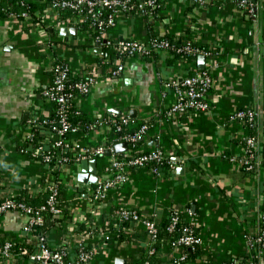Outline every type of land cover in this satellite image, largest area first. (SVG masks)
Returning a JSON list of instances; mask_svg holds the SVG:
<instances>
[{
  "label": "crops",
  "instance_id": "crops-1",
  "mask_svg": "<svg viewBox=\"0 0 264 264\" xmlns=\"http://www.w3.org/2000/svg\"><path fill=\"white\" fill-rule=\"evenodd\" d=\"M250 2L252 13L241 9L237 0H160L153 13L118 14L115 24L100 33L102 42L92 45L75 23L61 26L77 28L75 35L60 36L61 27L53 24L49 6L43 11L47 19L38 26L1 19L0 201L45 189L46 165L32 155L36 148L29 141V120L43 112L39 93L51 81L54 54L75 72L85 66L95 70L98 55L108 50L106 39L185 36L211 50L210 55L202 54L211 79L205 111L167 115L176 98L170 84L200 71L197 58L171 61L167 51L147 59L133 56L111 77L96 72L91 92L76 98L78 109L89 120L97 119L94 129L77 134L81 143L105 144L112 125L127 115L132 126L147 125L139 138L143 149L159 146L183 170L156 176L148 167L131 169L127 181L86 220L90 187L76 178L80 163L68 166L61 177L65 199L70 202L74 197L69 207L72 220L66 232L48 230L47 239L55 247L68 242L66 252L73 254L75 240L86 237L91 258L84 264H115V258L129 264L130 258L149 248V239L139 223L121 227L118 211L126 208L152 219L176 211L201 239L192 264H264V247L250 244L264 228V162L246 171L238 162L247 136L256 137L260 152L264 148V0ZM80 44L90 45L83 49ZM96 47L103 53H94ZM237 109L255 113L253 129L230 117ZM26 222L21 211L0 214V236L24 244L21 252L34 246L30 234L22 230ZM79 223L92 230L77 236ZM111 224L124 236H116ZM105 234L110 235L107 241ZM0 264L31 263L13 253Z\"/></svg>",
  "mask_w": 264,
  "mask_h": 264
},
{
  "label": "built area",
  "instance_id": "built-area-1",
  "mask_svg": "<svg viewBox=\"0 0 264 264\" xmlns=\"http://www.w3.org/2000/svg\"><path fill=\"white\" fill-rule=\"evenodd\" d=\"M49 2V8L54 12L55 17L52 22L55 26L61 27L70 23L74 24L83 21L82 18L77 17L75 14L65 19L61 17L62 14L60 13H63V11L73 10L77 11L79 15L82 14L85 17L91 16L94 20V25L97 29H100L102 33V31H106L115 24L118 14H125L126 11L130 10L132 7L152 11L157 8L160 0H135L134 3H132L131 0H49ZM237 4L247 13H252L254 10V5L250 0H237ZM82 6L86 8L85 12H81ZM99 8H105L109 13L103 16L102 12L98 10ZM22 16L27 18L28 14L22 12ZM6 18L18 21V19L14 17ZM44 19L46 20L47 18ZM101 36L102 34H98L94 38H91V45L94 42L97 44ZM104 45L109 51L121 54L124 53L133 57L141 53H151L152 51L159 52L169 47V42L165 39H148L141 41L135 38H124L117 41L115 45H113L111 39H106ZM183 50L193 53H202L197 47L188 46ZM55 55L56 54L53 55L50 64L49 71L50 76L52 75L50 84L44 87L39 95L40 97L53 101L57 106V111L60 114L59 121L56 126L50 128V131H54L55 134H57V139L51 143V147L52 149L59 148L62 154L57 155L56 151L49 150L47 145V147L38 146L32 153L34 157L40 156L42 163L46 165L47 176L45 181L46 183L50 182L47 188V197L44 203L38 206L15 200L12 197L13 195H8L0 201V214L9 210L21 211L26 214L27 222L22 228L23 232L26 234H30L35 225L42 223L43 217L41 211H47L51 214L52 218L57 217L61 212V202L58 199V184L61 182L62 177L56 176L53 173L55 170L59 173L66 172L69 168L68 166L79 163L83 159L95 158L98 161V181L91 185L87 195V210L90 215L85 217V219L89 220V216H94L96 214L100 204L107 201L112 192L119 189L127 181L131 169L148 167L154 175L161 176L164 172H174L176 168V161L170 159L159 146L141 152L135 150V141L146 132V124H141L139 128L133 132L122 133L115 136L110 141L107 140L109 144L90 145L81 143L77 139V134L79 133L77 127L71 125L67 121L64 112L69 103H76V98L78 96H85L91 92L92 86L96 81V75H88L85 79L69 82V75L75 71L71 68L70 63ZM170 85L174 90L176 98L174 103L167 110V115L173 116L176 114H184L189 111H205L207 109L208 105L205 96L211 86L208 70L203 69L193 75L184 76L179 81H173ZM68 89H71V91H67ZM72 91L76 92V94L74 95ZM36 117L37 115L29 120L30 127H32L31 122H33ZM230 117L235 120H243L250 128H254L253 125L256 115L252 110L237 109ZM128 121L129 117L127 115L121 117V122L123 124H127ZM90 128L94 129L95 127ZM117 129H120V127H117ZM65 133L70 134L68 139H64L63 135ZM154 140L157 141L158 138ZM120 142H126L128 147L124 154L118 156L114 145ZM129 143L132 146L130 150ZM243 144V154L238 162L241 166H244L246 170H253L262 163V153L258 149V141L254 135H249L244 139ZM107 151L109 154H107ZM69 153L73 154V161L68 157ZM63 194H65V189H63ZM71 200L70 202H73L74 197H71ZM70 202L68 201L69 206ZM117 215L119 220L136 221V223H139L144 228L149 240L152 241L156 239L157 228L153 220L126 208L120 209ZM168 217L169 225L167 229L169 232H174L176 225L179 223V214L176 211H172L168 214ZM261 217L264 219V213ZM176 229L178 235L171 242V245L176 247L173 253L175 256V264H192L187 254L180 252L177 248L180 246L188 248L189 250H195L200 245L201 239L188 223ZM109 239L110 235L105 234L104 240L107 241ZM250 244H258L264 247V228L251 240ZM12 246L13 242L9 239L0 242V260L8 259L12 254ZM148 252L152 253L153 248L150 247ZM90 258L91 251L87 249L86 237L75 240L72 254L51 245L45 235H39L36 238L33 249L31 252L27 253L26 256L27 261L31 264H84L88 262ZM142 264L150 263L146 261ZM221 264H236V262L232 261Z\"/></svg>",
  "mask_w": 264,
  "mask_h": 264
},
{
  "label": "trees",
  "instance_id": "trees-1",
  "mask_svg": "<svg viewBox=\"0 0 264 264\" xmlns=\"http://www.w3.org/2000/svg\"><path fill=\"white\" fill-rule=\"evenodd\" d=\"M135 0H131L132 3H134ZM49 0H45L42 2V0H0V19L6 18V17H14L17 18L18 21L22 24H25L27 27H33L39 24H44L45 19H44V14L43 11L46 7L49 6ZM241 8V7H240ZM102 12V15L105 16L106 14L109 13V11L105 8L101 9L99 8ZM156 9H153L152 11H149L147 9H138L136 7L130 8V10L126 11L125 14H136L140 15L142 12H150L153 13ZM86 8L84 6L81 7V12H85ZM245 11V10H244ZM22 12H26L28 14L27 18H24L22 16ZM246 12V11H245ZM247 13V12H246ZM61 17L62 18H68L71 17L73 14L77 15V17L82 18L83 21L75 23L74 25L77 26L82 33L86 35V37L94 38L98 34L101 33L100 29H97L96 26L94 25V20L89 17H85L82 14H78L77 11L73 10H67L63 11ZM106 28V27H105ZM104 28V29H105ZM150 39L153 40H160V39H165L169 42V47L161 50V51H167L169 56L171 57V61L174 60H184L187 62L194 61L196 60L197 56L200 54H211V50L207 48L206 46L203 45H198L195 41L191 40L188 37L185 36H180L176 39H173L172 37L168 38H162V37H156L153 36ZM119 40H112L113 45H115ZM102 42V38L100 37L99 43ZM86 45L90 44H80L79 46L81 48H85ZM197 47L198 49L201 50L202 53H193V52H188L183 49L185 47ZM158 52L152 51L151 53H141L138 55L139 57L143 59L151 58L157 56ZM99 58V63L96 65V68L92 66H85L80 72H74L69 75V82H74L78 80L85 79L88 75H96L97 73L100 74L101 76L105 77H111L113 76L114 72L116 73L117 70L120 69V67L126 63L131 56L126 55L124 53H117L113 51H106V55H98ZM97 72V73H96ZM193 75V74H189ZM52 78V75H51ZM50 84V83H49ZM48 84V85H49ZM47 85V86H48ZM67 91H71V89H68ZM74 95L76 92L72 91ZM38 105L40 107H43V112L38 115L36 118H34V121L31 122L32 124V129H31V134H30V139L29 141L33 143L35 146L34 148H37L38 146H43L47 145L49 150H55L57 155H61V151H59V148H53L51 147V143L54 142L57 139V134H55L54 131H50V128L53 126H56L59 121L60 114L57 111V106L53 101L47 100L43 97H41L38 101ZM65 116L67 121L71 124L77 127L78 132L85 133L87 132L90 127L96 125V120H89L84 113H82L75 102H71L68 104L67 109L65 110ZM132 122V121H131ZM131 122L129 121L127 124H123L121 122V119L116 121L111 127V131L108 134L107 138L108 141L113 139L115 136H118L122 133H128V132H133L141 124H137L135 126L131 125ZM117 127H120V129H117ZM64 139H68L70 137L69 133H65L63 135ZM106 144H109V142L106 141ZM142 144H144L143 140L137 139L135 141V150L138 152L141 151H146L145 149L142 148ZM132 148L131 144L129 143V150ZM262 162H264V148L262 150ZM117 154L118 156L122 155ZM68 157L71 159V161L74 160L73 154L69 153ZM38 160H41V157H35ZM170 158V157H169ZM42 161V160H41ZM241 168L246 171V168L244 166H241ZM56 176H61V173H59L57 170L53 172ZM50 182L46 183L44 186L46 189L41 190V192L37 195H32L30 196L29 194L25 193H19L15 196H12L15 200L19 201H24L26 204L33 205V206H38L41 203H44L48 191V185ZM63 189H65V185L63 183V180L58 184V199L61 202L60 207H61V212L59 215L55 218L51 217V214L48 213L47 211H41L43 221L40 224H37L33 227L31 233H30V244H34L36 238L39 235H45L47 237V232L50 229L53 230H58V231H67V225L68 223L71 222L72 220V210L69 209L68 201L65 199L64 194H63ZM154 221L155 226L157 228V236L155 240H149V248H153V252L149 253L148 249L142 251L135 257L129 259V264H142L146 261H148L150 264H175V256L173 255L175 248L171 245V242L177 237L178 231L177 227L187 224L188 222L185 221V219L179 214V223L176 225V228L174 232H169L167 227L169 225V217H163V218H157V219H152ZM110 222V221H109ZM116 222L119 223L121 227L129 224L130 222L136 223V221L133 220H116ZM112 223V222H111ZM77 229L75 230L77 236L81 237L83 233L89 232L92 230V226L90 227H85L83 223H79L77 225ZM264 227V225H263ZM112 230L115 231L116 236H124L123 232H119L115 230V227H112ZM118 233V234H117ZM3 239L2 236H0V242H2ZM70 243V242H69ZM68 242L63 243L58 249H63L64 251H67ZM24 244L20 243H13L12 246V254H22L23 258H26L27 253L31 252L33 249H28L27 251H23ZM25 247V248H26ZM177 248L180 252H184L187 254V256L191 259L194 257L198 251V247L195 250H189L188 248L180 247ZM164 256V260H161L160 257Z\"/></svg>",
  "mask_w": 264,
  "mask_h": 264
},
{
  "label": "water",
  "instance_id": "water-1",
  "mask_svg": "<svg viewBox=\"0 0 264 264\" xmlns=\"http://www.w3.org/2000/svg\"><path fill=\"white\" fill-rule=\"evenodd\" d=\"M77 31V28L75 27H61L59 30L60 36H68V35H75ZM94 53H103V50L101 47L94 48ZM197 66L198 70H203L205 67V56L204 55H198L197 56ZM126 81V80H125ZM128 144L126 142H120L116 143L114 145L116 152H123L127 149ZM107 154L109 152L107 151ZM80 170L76 174V178L78 182L82 183L84 187H91L92 184L96 183L98 181V175H97V160L95 158H88L83 159L80 162ZM183 170L182 167H177L176 172ZM84 187H80L79 191H83ZM115 264H126V260L123 258H115L114 260Z\"/></svg>",
  "mask_w": 264,
  "mask_h": 264
}]
</instances>
